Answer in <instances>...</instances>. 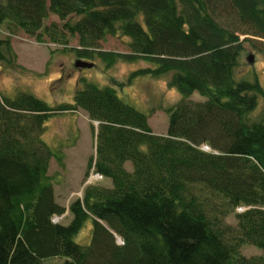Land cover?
Segmentation results:
<instances>
[{"label":"trees","instance_id":"trees-1","mask_svg":"<svg viewBox=\"0 0 264 264\" xmlns=\"http://www.w3.org/2000/svg\"><path fill=\"white\" fill-rule=\"evenodd\" d=\"M50 14L59 21L45 24ZM0 26V63L9 67L19 66V31L64 48L77 38L70 49L80 59L107 68L143 59L151 66L129 81L169 76L182 94L159 134L111 84L81 78L74 102L55 106L0 92V264H264V255L240 252L250 243L264 253V119L252 116L264 88L257 76L235 77L246 42L264 53V0H0ZM120 34L130 52L101 49ZM80 109L98 122L88 168L112 186L90 184L67 208L48 174L61 156L43 133L51 116ZM67 209L68 223L52 221ZM231 212L235 224L225 220ZM90 218L91 241L79 244Z\"/></svg>","mask_w":264,"mask_h":264},{"label":"rangeland","instance_id":"rangeland-1","mask_svg":"<svg viewBox=\"0 0 264 264\" xmlns=\"http://www.w3.org/2000/svg\"><path fill=\"white\" fill-rule=\"evenodd\" d=\"M59 21L50 14L45 24ZM6 31L0 26V36ZM129 37L123 35H108L101 41V49L107 51L130 52ZM12 43L18 54L17 67H9L0 63V92L14 97L19 91H28L43 99L52 106L60 103H73L74 95L81 86L80 79L86 78L99 86L114 85L119 97L126 103L145 113L155 133L165 134L168 128V109L176 104L182 94L176 87L169 85V76L152 77L139 75L129 81L130 74L140 68L151 66V63L139 59L135 62L118 60L110 68L98 57L91 68H78L75 61L80 59L70 49L78 44L77 38H70L68 47L52 42H38L35 38L19 31L12 37ZM238 66L235 68L237 80H253L258 77L264 88V53L254 48L250 43L244 44ZM253 55V61L248 57ZM86 60V59H84ZM194 100H205L206 97L194 92ZM264 100L259 104L252 116L264 119ZM92 124L83 110L65 111L51 116L46 122L43 138L56 150L61 158H52L48 174L55 187L57 200L67 208L72 200L83 195L86 179L93 169L88 168L90 157L95 154V134ZM210 149H208L209 151ZM132 169L131 162L126 164ZM89 172V173H88ZM93 184L112 186L109 178H102ZM235 211H242L236 208ZM68 209L63 213L61 222L70 221ZM230 224L236 223L235 214L231 212L225 219ZM92 237V219H88L83 228L75 236V241L82 245L90 243ZM121 239V238H118ZM119 243V242H118ZM240 252L247 257L263 256V251L250 243H243ZM65 258L50 257L41 264H61Z\"/></svg>","mask_w":264,"mask_h":264},{"label":"built area","instance_id":"built-area-1","mask_svg":"<svg viewBox=\"0 0 264 264\" xmlns=\"http://www.w3.org/2000/svg\"><path fill=\"white\" fill-rule=\"evenodd\" d=\"M206 148H207V146L204 145L203 149H206ZM102 178H103V175L101 173L92 170V172L89 174V176L86 179V184L88 185V184L95 183L96 181H99ZM239 209L243 210L244 207H239ZM62 218H63V215H54L52 217V221L53 222H59ZM118 242L122 243L123 241H122V239H118Z\"/></svg>","mask_w":264,"mask_h":264},{"label":"water","instance_id":"water-1","mask_svg":"<svg viewBox=\"0 0 264 264\" xmlns=\"http://www.w3.org/2000/svg\"><path fill=\"white\" fill-rule=\"evenodd\" d=\"M248 60L252 62L253 61V55H250L248 57ZM75 66L78 68H91L94 66V62L83 60V59H77L75 61Z\"/></svg>","mask_w":264,"mask_h":264},{"label":"crops","instance_id":"crops-1","mask_svg":"<svg viewBox=\"0 0 264 264\" xmlns=\"http://www.w3.org/2000/svg\"><path fill=\"white\" fill-rule=\"evenodd\" d=\"M57 196V195H56Z\"/></svg>","mask_w":264,"mask_h":264}]
</instances>
